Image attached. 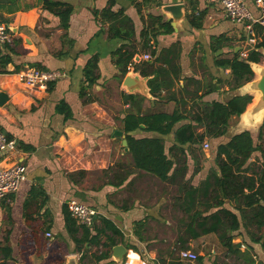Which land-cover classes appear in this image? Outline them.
Here are the masks:
<instances>
[{
	"label": "crops",
	"instance_id": "obj_1",
	"mask_svg": "<svg viewBox=\"0 0 264 264\" xmlns=\"http://www.w3.org/2000/svg\"><path fill=\"white\" fill-rule=\"evenodd\" d=\"M61 1L73 6L68 31L72 43L63 40L64 30L60 27L59 18L45 10L40 0H20L0 7V13L9 19V23H5L9 24L13 40H22L17 48L14 46L13 50H8L13 58V62L7 67L9 72L0 73V91L9 96V100L0 105V131L17 142V149L6 153L1 164L9 166L23 162L27 166V179L22 182L19 190L8 198H0V250L7 246L11 249L9 256L0 251V264H68L71 257H76L77 263L81 264V253L75 250V243L65 227L63 215V206L71 199L95 208L99 215L112 220L123 231L126 243L134 238L139 240L134 234L139 224L144 225V235L151 222L169 221L162 217L166 200L171 203L174 201L170 207L180 214L177 227L181 225L183 213L177 201L182 195L179 183L190 180L192 185H200L207 179L211 168L216 167L215 155L208 154L207 158L205 155L198 172H195L194 158L188 155V171L184 176L177 181H161L158 177L135 168L131 154L123 146L126 132L120 120L131 109L142 113L170 114L178 109L188 115L196 114L202 110L204 103L226 102L237 92L228 83L219 90L208 91L218 78L227 80L231 76L230 69L215 65V56L224 54V57H230L233 52L240 51L244 47L243 38L246 33L243 24H237L227 17L220 0ZM246 1L258 15L252 0ZM111 2L114 12L123 11L124 14L120 17L132 20L135 30L133 41L110 38V23H103L97 15L96 12L103 10ZM178 3L186 4L187 17L191 14L202 17V28L192 27L189 21L177 26V30L172 26L171 33L156 35L151 40L149 51H146L142 31L147 25H154L149 16L162 18L166 22L167 17L162 8ZM221 35H226L230 40L214 53L211 43L214 37ZM123 43L131 44L140 51L134 58L135 63L129 66V71L140 78L148 76L146 84L149 90V80L154 74L143 75V70H178L180 67V75L160 77L157 83L161 84V89L157 96L131 106L124 96L141 93L138 90L129 91L123 85L125 75L116 64L114 55L115 50ZM173 50L177 56L171 52ZM61 52L67 53L60 55ZM147 53L152 55V59H144V54ZM95 54L99 55V68L96 71L98 80L87 88V97L91 99L85 101L80 95L85 86L84 67ZM159 57L162 60L157 61ZM165 59L171 61L169 65L165 63ZM141 61L148 63L140 64ZM35 63H39L38 68L59 71L64 75L51 82L46 90L31 88L21 81L18 72L24 66ZM212 75L214 79L211 78ZM61 101L70 106L71 117L57 110ZM188 122L189 119L183 120L175 128ZM239 122L240 117L233 116L227 134L213 139V145L224 143L239 132ZM115 130L123 131L124 137H114ZM204 130L205 127L198 128L199 132ZM251 132L256 143L264 146V137L258 139L259 129ZM135 136L162 137L167 152L175 143L173 133L160 136L156 132L139 130ZM25 146L32 149L26 150ZM203 150L205 152L206 149ZM262 159L261 151H256L250 162L259 165ZM78 170L90 172L89 178L81 185L75 184L69 177ZM33 186H42L47 199L40 209H37L39 201L34 203L36 208L33 218L27 222L24 204ZM245 190L249 193L248 189ZM209 205L211 207L208 210ZM219 208H226L233 215L223 218L225 224L239 226L234 231L233 242L241 245L242 252L252 246L254 250L251 252L257 262L264 264V250L254 241L262 233L258 232L256 224L251 221L253 207L234 199H223L222 204L218 205L204 199L195 206L196 210H202L205 214ZM47 233H51V236H47ZM146 240L145 237L144 241ZM176 241L180 247V243ZM184 246L193 251L201 250L205 260L211 256L214 259H233L236 264L242 263L237 254L222 244L216 233H208L197 239L189 238ZM168 253L167 260L176 257L173 250ZM132 256L138 258L137 254L132 253ZM140 256L144 260L141 254ZM156 256L157 253L151 251V257L156 261L164 259L162 255ZM179 260L184 264L188 263L180 258ZM205 263L208 264L207 261Z\"/></svg>",
	"mask_w": 264,
	"mask_h": 264
},
{
	"label": "trees",
	"instance_id": "obj_2",
	"mask_svg": "<svg viewBox=\"0 0 264 264\" xmlns=\"http://www.w3.org/2000/svg\"><path fill=\"white\" fill-rule=\"evenodd\" d=\"M20 0H0V7L8 3H17ZM45 10L53 13L60 20V27L64 30L63 40L72 43L68 31L70 28L71 15L73 14V6L61 0H40ZM113 2H111L103 10L96 12L103 23H110L108 33L110 38L121 39L125 42L133 41L135 38V30L132 20L122 16L123 11L114 12L112 10ZM154 22L153 26L147 25L142 31L143 47L149 51L151 40L159 33H171L173 27L170 20L163 22L162 18L149 16ZM0 21L9 23V19L0 13ZM188 21L192 27L202 28V17L191 14ZM257 43L253 47H249L247 55L242 53L244 47L238 52H233V56L224 57V54L215 56L214 62L217 67L230 69V78L223 80L218 78L216 83L208 89L211 91L219 90L225 83L231 86L232 90H236L252 81L255 73L251 67L252 62L260 63L264 58L262 50L264 49V26L257 23L254 25ZM246 39L245 37L243 40ZM230 39L226 35L214 37L211 48L216 53L222 45ZM21 39H15L10 43L0 46V73L9 72L7 67L13 58L8 50L17 48L21 43ZM173 52L176 56L175 51ZM67 52H61L65 55ZM152 53H155L152 50ZM140 54V51L133 45L123 43L115 50L116 64L121 67L122 73L126 76L129 72V66L133 65L134 58ZM150 54V53H149ZM151 55V54H150ZM152 56V55H151ZM174 59V58H173ZM162 60L159 57L157 61ZM166 64L171 61L165 59ZM147 61H141L142 63ZM138 63V64H139ZM150 65V64H148ZM38 67L39 63L31 64ZM99 66V55H92L85 67L84 77L85 86L80 91V95L85 101L91 98L87 97L88 87H92L98 80L97 70ZM19 69V68H18ZM21 69V68H20ZM181 68H158L153 71L143 70V75L154 74L149 80L150 93L157 96V92L161 89V84L157 83L160 77L167 75L179 76ZM148 77V76H144ZM214 79V76H211ZM166 85L168 83H165ZM50 86V85H49ZM125 100H129L131 106H136L138 102L147 99L141 94H128L124 96ZM255 100L251 94L235 95L226 102L213 101L206 102L202 110L196 114H185L175 110L173 113H142V111L131 109L120 121L126 132L128 140L129 153L132 156L133 164L137 170L144 171L148 174L158 177L161 181L172 182L184 176L188 171V155L195 160V172L201 169V159L205 157L203 144L206 140L212 141L215 138L225 136L229 130L230 120L233 116H241L247 107ZM57 110L65 113L67 117H71L72 111L70 106L61 101ZM189 119L190 122L185 123L178 128L176 125L183 120ZM142 125H145L142 127ZM199 127H205L203 132H199ZM139 130L147 132H156L160 136L173 133L175 143L166 151L165 140L162 137H136L135 133ZM264 137V122L259 128L258 139ZM31 150V147H24ZM261 151V164H255L251 161L253 154ZM215 155V168H211L206 180L200 185L194 186L190 180L181 181L179 190L182 194L177 201L179 202L180 211L183 213L181 225L178 226L177 240L180 248L185 247V242L190 239H197L208 233H216L222 244L231 252L237 254L242 259L241 264H263L257 262L252 246H248L249 250L244 252L240 249V244H235L233 238L236 230L239 229L238 224L227 225L223 221L224 217L233 216L226 208H219L217 211L205 214L202 210H196L195 206L198 201L207 199L215 202L216 205L222 204L223 199H234L243 202L246 206L253 207L251 221L257 226L258 232L262 235L254 241L259 243L264 250V146L256 143L252 132L245 130L233 134L230 139L224 143H219L212 150ZM90 172L87 170H78L71 173L69 177L72 181L81 185L89 178ZM89 181V185H90ZM212 189V190H211ZM245 189L249 190L246 193ZM47 194L42 186H33L25 201V219L31 221L36 207L34 203L38 202L37 209L45 205ZM210 205L208 210L210 209ZM207 210V211H208ZM63 215L65 227L75 243V250L81 253V264H108L114 263L112 260L113 248L118 244H124L127 249H134L138 252V248L133 244H127L125 235L112 220L97 215L91 226L80 225L69 211L68 204L63 206ZM134 230V234L140 241H144L145 237L142 233L144 225L139 224ZM0 251L7 253L9 256L11 249L2 247ZM156 264H184L177 257L167 260H157ZM197 264H206L204 256H198ZM213 264H217L216 261Z\"/></svg>",
	"mask_w": 264,
	"mask_h": 264
},
{
	"label": "built area",
	"instance_id": "obj_3",
	"mask_svg": "<svg viewBox=\"0 0 264 264\" xmlns=\"http://www.w3.org/2000/svg\"><path fill=\"white\" fill-rule=\"evenodd\" d=\"M224 11L229 19L237 24H243L245 28V38L243 55H247L249 47H253L257 43L254 25L259 23L264 26V0H252V3L258 15H256L249 7L246 0H220ZM14 35L10 30L9 24L0 22V46L12 42ZM145 60L152 59V56L147 53L144 54ZM18 75L22 82L27 86L36 89H47L51 82L56 81L64 74L59 71H47L34 66H24ZM210 147L209 142H204V149ZM17 149V142L9 138L4 132L0 131V198H8L11 194L16 193L23 181L27 179V166L23 162H16L9 166H2L6 153L15 151ZM9 200V199H8ZM69 211L80 225L91 226L95 217L99 214L98 211L76 199H71L67 202ZM51 236V233H47ZM138 255V258L132 256ZM136 253V254H135ZM178 256L183 261H188L197 264L198 254L191 249H180ZM123 264H147L141 259L133 249H128L121 262ZM111 264H117L115 261Z\"/></svg>",
	"mask_w": 264,
	"mask_h": 264
},
{
	"label": "water",
	"instance_id": "obj_4",
	"mask_svg": "<svg viewBox=\"0 0 264 264\" xmlns=\"http://www.w3.org/2000/svg\"><path fill=\"white\" fill-rule=\"evenodd\" d=\"M164 15L167 17V20L171 21L172 26L177 30V26H179L182 22H187V6L183 3L167 5L163 8ZM239 48L236 49L238 51ZM264 54V49L262 50ZM138 59V58H137ZM251 67L255 73V78L236 89L237 91L235 95H244L251 94L255 96V94H259V99L256 103L254 101L247 107L246 111L241 114L240 122L238 124L239 132L245 130H258L262 123L264 122V62L256 63L252 62ZM256 75L258 77H256ZM148 77L140 78L133 74V72L129 71L124 80L123 85L129 91L138 90L141 95L145 96L148 99H152V94L146 84ZM234 95V96H235ZM9 100V96L6 92L0 91V105H4ZM261 117V118H260ZM145 125H142L144 127ZM237 132V133H239ZM236 134V133H235ZM114 137H124V132L121 130L114 131ZM123 146L125 147V151H129L128 140L124 137ZM127 247L124 244H118L113 248L112 259L116 263H121L124 260V257L127 253ZM68 264H78L76 257H71L68 260Z\"/></svg>",
	"mask_w": 264,
	"mask_h": 264
},
{
	"label": "rangeland",
	"instance_id": "obj_5",
	"mask_svg": "<svg viewBox=\"0 0 264 264\" xmlns=\"http://www.w3.org/2000/svg\"><path fill=\"white\" fill-rule=\"evenodd\" d=\"M163 10V9H162ZM187 22H182L180 25H185ZM256 77H258L256 75ZM255 98V96H254ZM254 101V99H253ZM210 147L205 150L206 158L207 155H213L212 150L214 149V145L212 141H209ZM204 148V146H203ZM193 170V169H192ZM171 196V195H170ZM174 201L172 203L170 200H166L164 209L162 210V217H166L168 222H151V224L145 229V237L147 238L146 241L140 242L138 239L134 238L131 241H128L127 244H133L138 248V252L142 255V258L148 263V264H156V260L151 257V251H154L157 253L158 257L159 255H162V257L166 258V256L169 254L168 252L172 251L174 252L175 256H178L179 250L182 249L177 244V236H178V230H177V219L179 218L180 214L177 211L171 210L170 205L174 204ZM198 256H202L201 250L194 249ZM162 260V259H159ZM208 264H213L214 261L217 262V264H236V260L230 259L227 260L226 258H220L216 257V259L212 258L211 256L209 259L205 260ZM187 263V262H186ZM123 264V263H121ZM187 264H190L189 262Z\"/></svg>",
	"mask_w": 264,
	"mask_h": 264
},
{
	"label": "bare ground",
	"instance_id": "obj_6",
	"mask_svg": "<svg viewBox=\"0 0 264 264\" xmlns=\"http://www.w3.org/2000/svg\"><path fill=\"white\" fill-rule=\"evenodd\" d=\"M259 99V94H255V100H254V103H256ZM261 118V117H260Z\"/></svg>",
	"mask_w": 264,
	"mask_h": 264
}]
</instances>
